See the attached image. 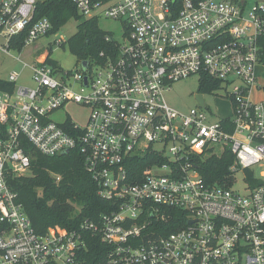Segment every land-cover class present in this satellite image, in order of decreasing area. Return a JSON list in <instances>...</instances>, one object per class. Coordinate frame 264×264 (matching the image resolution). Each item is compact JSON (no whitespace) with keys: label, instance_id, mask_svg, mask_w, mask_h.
<instances>
[{"label":"built area","instance_id":"obj_1","mask_svg":"<svg viewBox=\"0 0 264 264\" xmlns=\"http://www.w3.org/2000/svg\"><path fill=\"white\" fill-rule=\"evenodd\" d=\"M43 1L0 0L1 51L23 34V49L54 34L36 17ZM73 2L83 17L120 20L123 37L107 34L115 46L86 69L19 58L35 86H18L17 71L4 79L13 88L0 89V264H83L88 234L108 246L107 264H264V97L252 99L264 93V0ZM195 74L219 82L232 115L214 121L205 101L187 112L166 101L173 82ZM69 103L90 109L85 125L53 118ZM28 143L46 156L77 148L114 209L38 232L8 182L31 171ZM147 153L161 159L131 173ZM203 154L234 163L208 182Z\"/></svg>","mask_w":264,"mask_h":264},{"label":"trees","instance_id":"obj_2","mask_svg":"<svg viewBox=\"0 0 264 264\" xmlns=\"http://www.w3.org/2000/svg\"><path fill=\"white\" fill-rule=\"evenodd\" d=\"M36 17H47L52 23L55 33L71 18L80 20L78 34L66 43L78 55L79 63L89 61V65L103 60L101 52L112 49L115 44L106 40L107 32L101 31L98 18H86L79 14L73 0H45L38 4ZM24 34L13 46L22 50ZM262 62L264 63V34L260 38ZM55 62V61H52ZM220 87L218 81L209 76L200 82V91H215ZM13 84L0 78V89L11 90ZM27 152L32 157L31 174L24 176L12 175L8 182L12 190L17 192L26 213L38 232H44L49 227L59 226L63 229H73L85 219H97L106 212H111L114 205L101 197L98 185L85 166L81 152L75 148L57 155L46 156L27 144ZM161 158L153 153L136 156L131 173L141 172ZM198 169L208 181L221 179L234 163L231 154L223 156H196ZM87 251L84 252L83 264H107L108 246L98 237L87 235Z\"/></svg>","mask_w":264,"mask_h":264},{"label":"rangeland","instance_id":"obj_3","mask_svg":"<svg viewBox=\"0 0 264 264\" xmlns=\"http://www.w3.org/2000/svg\"><path fill=\"white\" fill-rule=\"evenodd\" d=\"M80 20L71 18L65 25L61 26L54 34L44 36L25 47L22 51L11 48L9 53L0 50V78L8 79L13 71L20 73L17 85L34 87L35 83L32 80V70L29 67H23L22 62L29 64H41L45 61H55L60 64L65 70H75L80 67L78 55L73 52L69 44L64 46L55 45L54 39L62 38L66 42L78 34ZM98 25L103 32L113 35L121 40L124 33V27L120 20L101 17L98 19ZM0 43L5 41L0 40ZM260 81L264 82V69L259 73ZM199 74L189 76L187 78L175 81L171 88L164 93L166 101L181 112H187L198 106L196 98L197 93H202L204 101L208 106V112L213 115L214 121L219 120L223 116L232 115L233 103L229 96L224 95V91H200ZM261 86V85H260ZM264 97L263 91L256 90L252 94L254 101H260ZM90 109L87 106L69 103L63 109L55 112L53 118L57 121L69 117L81 125H85ZM31 171L27 175H30ZM259 175V174H257ZM239 177L242 178L240 174Z\"/></svg>","mask_w":264,"mask_h":264},{"label":"water","instance_id":"obj_4","mask_svg":"<svg viewBox=\"0 0 264 264\" xmlns=\"http://www.w3.org/2000/svg\"><path fill=\"white\" fill-rule=\"evenodd\" d=\"M82 65L86 69L88 67V65H89V61L88 60H84L82 62ZM85 80H87V78ZM196 98H197V100H198V102L200 103L201 106H205L204 97H203L202 93H197L196 94Z\"/></svg>","mask_w":264,"mask_h":264}]
</instances>
